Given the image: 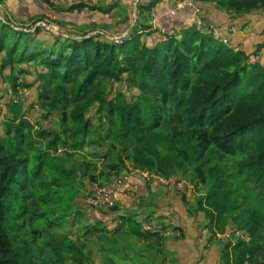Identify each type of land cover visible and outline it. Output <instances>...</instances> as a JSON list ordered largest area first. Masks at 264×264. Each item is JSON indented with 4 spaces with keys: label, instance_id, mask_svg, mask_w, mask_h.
I'll return each instance as SVG.
<instances>
[{
    "label": "trees",
    "instance_id": "trees-1",
    "mask_svg": "<svg viewBox=\"0 0 264 264\" xmlns=\"http://www.w3.org/2000/svg\"><path fill=\"white\" fill-rule=\"evenodd\" d=\"M204 2L238 15L264 8V0H199ZM158 3L141 4L140 12L148 17ZM8 26L0 22V52L8 47L0 87L9 81L12 91H20L8 68L34 62L44 89L54 91L42 107L49 115L59 111L61 131L46 144L38 142L23 105L7 104V127H0V264H90L91 242L117 245L129 235L139 242L163 241L159 233L144 231L134 216L125 218L120 204L99 209L106 219H82L84 238L58 232L82 215L78 198L87 187L78 170L68 167L71 155L59 154L60 145L66 147V137L77 150L89 137L95 100L88 94L98 77L129 82L138 91L131 97L123 89L114 97L96 96L107 112L106 138L119 150V162L165 180L177 178L189 184L187 191L197 187L196 212L206 214L209 227L242 234L225 247L233 249V264H264L263 63L197 26L183 29L180 38H161L154 28L136 26L120 42L63 37L38 50H32L30 38L20 39V29ZM45 134L42 128L39 136ZM116 217L124 223L111 228L108 223Z\"/></svg>",
    "mask_w": 264,
    "mask_h": 264
},
{
    "label": "rangeland",
    "instance_id": "rangeland-1",
    "mask_svg": "<svg viewBox=\"0 0 264 264\" xmlns=\"http://www.w3.org/2000/svg\"><path fill=\"white\" fill-rule=\"evenodd\" d=\"M152 1L153 0H0V22L9 23L10 26H8V28H12V25L20 29L23 35L20 39L24 40L25 38H30L29 45L32 50H38L41 47H52L56 45L57 42L61 43L63 37L78 38L87 36L105 40L104 42H120L122 39L130 37L131 32L133 33V29H135L136 26H149L151 29L154 28L161 38L165 36L180 38L183 28L197 26L200 29H207L209 25L208 22L199 19V17L203 13L204 9H201L203 5H213L212 3L204 2L203 4L199 3V0H159L158 5L151 9L150 12L148 11L149 14L147 15L149 16L147 17L140 12L139 5H149ZM218 9L223 10L224 8L218 7ZM247 23H249V21H247ZM38 26H40V29L38 28V30H36ZM217 32L219 31L217 30ZM11 36L15 39L16 34L15 36H9V47L12 46V42L14 41ZM151 39H153V37H149V40ZM229 39L233 41L232 38ZM227 45L234 48L236 51L242 50V47H233L229 43H227ZM7 50L8 47L0 52V64L8 57ZM22 50L23 47L20 48L19 52ZM260 55L264 58L263 54ZM251 60L253 59L251 58ZM38 70H40V67L34 62L17 63L14 65V68H8V71H11L10 74H14L15 77L18 78L20 91H12L9 81L0 87V127L3 131L7 127L5 122L6 118L9 116L7 104L10 101H18L23 105L27 119L33 125L32 135L34 139L46 144L53 136L58 135L61 131L60 113L58 111L49 115L48 111L42 107V104L45 102V97L51 96L54 91L49 87L44 89L45 84L39 80ZM4 73L5 77L10 75L7 71ZM26 80L29 81V84H26ZM119 89H123V92L126 93L128 97L138 93L137 89L129 82H119L114 79L103 77L96 78L88 94V99L95 100V105L90 110L91 124L89 127V137L84 141L83 146L77 150L73 148L71 140L66 137V147L62 144L60 145L59 154L65 157L67 156L65 154L66 152L72 157L68 163V167L77 169L80 177L87 182L86 191H82L78 198V203H82L84 206L82 215L76 217L74 221L68 220L65 225L58 230L59 233L73 239L86 237L84 233L86 224L82 222V219H93V221L106 219V217L103 216L105 214L104 211L99 210L101 207L98 205L96 206L97 202L93 200V196L98 190L101 191L104 186H113L116 181L121 184L125 177L129 175H138L137 170L133 168L130 162H119V150L113 148V143L106 138L109 128L107 125V112L96 97L99 93H103L107 95V97H114ZM70 125H73L72 121H70ZM42 128H45L48 134L39 136V132ZM84 163H87V165H84ZM114 166H117L118 169H114ZM85 173H87V175H85ZM144 176L149 178L147 181L149 183L161 184L162 182L160 177L154 175V173L145 174ZM92 177H97V181H92ZM139 181L141 182L142 180H136L135 182L128 180V188L126 187L127 191L121 195L116 204L122 205L121 203L124 197H135L138 192ZM169 181L170 180H166L168 187L170 185ZM180 182L181 183L176 181L178 189L182 191L185 187L187 198L190 200V198L194 197L192 203H189V205L195 206V196H198L201 190H198L196 187L195 191L197 193L192 190L187 191L188 187H190L189 184L182 181ZM137 183L139 184L137 185ZM88 190L90 193L87 192ZM117 190L118 188L116 191ZM175 195H178V197L181 196H179L174 189V191L172 190L171 193L163 198H165V200H170ZM85 201L89 204H93V206L91 207L85 204ZM133 208L135 207L130 209L132 210ZM90 215L91 218H89ZM113 223L114 221L108 223V225L111 226ZM235 235L237 234L235 233ZM89 238L94 239L92 236H89ZM126 240L128 246H132V243L134 244V242L137 241L133 235H129ZM234 240L238 242L237 239ZM150 241L151 243L153 242V240H148L146 243L149 244ZM123 244L121 242L117 245L112 244L119 248V250L110 249L107 253L101 255L102 257L98 256L97 259L94 258L91 260L90 264H147L146 261L149 260V257H144L143 254L139 256L138 249L126 252L127 250L125 251V248L128 247ZM93 246L94 244L91 242L89 247Z\"/></svg>",
    "mask_w": 264,
    "mask_h": 264
},
{
    "label": "crops",
    "instance_id": "crops-1",
    "mask_svg": "<svg viewBox=\"0 0 264 264\" xmlns=\"http://www.w3.org/2000/svg\"><path fill=\"white\" fill-rule=\"evenodd\" d=\"M201 9L204 10L199 19L209 23L207 28L210 30L206 31L212 32L216 38L233 47H242V50L253 55L254 61L264 64V58L260 55H264V8L244 15L218 9L215 4L203 5ZM160 179L161 184H156L135 178L134 182L136 180L143 182L137 183L139 185L135 197L123 198L121 214L125 218L129 215L134 216L133 219L140 223L144 231L159 233L164 239L160 244H153L151 241L147 244L148 240L140 242L137 240L129 247L128 242L123 241V244L118 238L128 247L125 251L138 249L139 256L143 254L144 257H149L147 264H227L229 259H232L233 264V249L230 248V251L225 249L231 242L233 245L236 244L232 233L213 231L209 227L206 214L197 213L196 206L185 203L184 197L187 198V195L185 190L178 189L177 178L169 181V187L165 179ZM174 189L181 196L175 195L172 199L165 200L163 197ZM193 198L190 200L187 198L188 202L192 203ZM132 207L135 208L131 210ZM123 223L121 218L116 217L115 222L110 225L114 228ZM123 227L128 228L129 223H125ZM110 249L119 250L112 243L105 247H101L100 244L94 245L91 251L93 259L104 255Z\"/></svg>",
    "mask_w": 264,
    "mask_h": 264
},
{
    "label": "built area",
    "instance_id": "built-area-1",
    "mask_svg": "<svg viewBox=\"0 0 264 264\" xmlns=\"http://www.w3.org/2000/svg\"><path fill=\"white\" fill-rule=\"evenodd\" d=\"M135 176L136 175H129L128 177H125L124 181L121 184H119V182L116 181L113 186H110V187L104 186L101 191L98 190L97 193L94 194L93 196V200L97 202L96 206L98 205L100 207L112 208L115 205H117L116 203L120 199L121 195L125 191H127L126 189V187L128 188L127 181L128 180H130L131 182L134 181ZM117 188L118 190L116 191ZM91 206H93V204H91Z\"/></svg>",
    "mask_w": 264,
    "mask_h": 264
},
{
    "label": "clouds",
    "instance_id": "clouds-1",
    "mask_svg": "<svg viewBox=\"0 0 264 264\" xmlns=\"http://www.w3.org/2000/svg\"><path fill=\"white\" fill-rule=\"evenodd\" d=\"M146 173H147V174H150V173H148V172H140V171L137 170V174H138V175H144V174H146ZM154 175H155V174H154ZM135 177H136V176H135ZM232 231H233V232H232ZM232 231H229V232H231L233 236H235V233H236L237 235H239V236H242L241 233H239V232H235V233H234L235 230H232Z\"/></svg>",
    "mask_w": 264,
    "mask_h": 264
}]
</instances>
